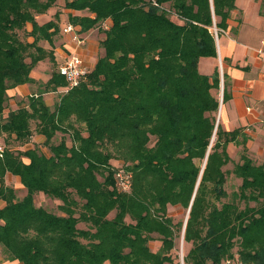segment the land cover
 <instances>
[{"label": "trees", "instance_id": "1", "mask_svg": "<svg viewBox=\"0 0 264 264\" xmlns=\"http://www.w3.org/2000/svg\"><path fill=\"white\" fill-rule=\"evenodd\" d=\"M57 1L0 0V182L9 171L27 191L18 198L0 185L5 257L21 264H264V163L247 154L242 128L220 123L207 154L221 80L218 66L204 74L198 61L217 57L212 27L226 30L235 0H64L81 31L110 20L93 68L72 87L52 71L36 96L5 113L7 90L32 82L39 61H54L40 42L53 45L59 14L43 23L37 16ZM226 86L224 72L222 103ZM59 88L48 106L42 94ZM34 131L48 154L36 145L14 148ZM229 143L242 150L232 170L241 183L230 194L223 170ZM120 170L131 174L128 190L117 185ZM36 193L58 199L61 213L37 206Z\"/></svg>", "mask_w": 264, "mask_h": 264}, {"label": "crops", "instance_id": "2", "mask_svg": "<svg viewBox=\"0 0 264 264\" xmlns=\"http://www.w3.org/2000/svg\"><path fill=\"white\" fill-rule=\"evenodd\" d=\"M58 4L60 0L46 13L37 16V21L43 23L55 18V13L59 14L57 17L59 31L53 38V45L50 46L46 41L40 42L43 48L53 51L54 61H50L49 58L39 61L31 70L32 82L7 90L5 113L16 110L26 103L28 97L36 96L39 87L49 79L51 72L56 71L71 53L78 54L88 70L93 68L98 58L101 51L100 42L104 38L101 28L108 27L110 20H105L100 30L98 27H93L81 31L79 25H73L74 32L82 40V44H77L72 39V32H62L67 24H71L68 15L74 12L63 7L60 9ZM26 29L31 30L30 23L26 24ZM215 39L217 57H201L198 61V69L201 73L210 74L218 66V70H221L220 90L223 89V73L226 74L228 98L222 106V102L220 104L218 119L221 118V126L225 130L242 128L249 137L247 148H251L252 145L263 146L257 148L256 153L264 160V7L261 8V0H235V8L227 20L226 30H220ZM28 41H32V37H28ZM260 49L262 53H258ZM62 92L63 88H59L56 91L43 93L42 97L44 102L52 107ZM44 141V135L34 131L28 142L15 145L14 148L26 150L36 145L48 154L47 147L43 145ZM228 146L237 145L229 143ZM23 160L27 161V158L23 157ZM0 185L13 188L18 198L23 197L27 192L21 184L20 177L9 171L5 172ZM5 204L6 201L0 197V208ZM0 264L21 263L7 259L0 246Z\"/></svg>", "mask_w": 264, "mask_h": 264}, {"label": "rangeland", "instance_id": "3", "mask_svg": "<svg viewBox=\"0 0 264 264\" xmlns=\"http://www.w3.org/2000/svg\"><path fill=\"white\" fill-rule=\"evenodd\" d=\"M63 4H64V0H60V4H58L60 9H62V5ZM219 73H221L220 69H219ZM221 87H222V85H221ZM218 98L222 100V90L219 91ZM222 105H223V103L221 104V106ZM218 118H219V116H218ZM218 121L222 125L221 118L218 119ZM248 139H249V137H248ZM214 140H215V135H214V139H213L212 143L214 142ZM257 148L258 149L259 148H263V146H261V145H252L251 148H249V147L247 148L248 149L247 154L254 161V163H256V164L257 163L258 164L259 163H264V160L259 158L257 153H256V149ZM227 151H228V154L230 156V161L225 166H223V170H228L227 175H226V181H225V184H224V188L230 194L232 191H237L238 187H239V185L241 183V179L236 177L233 174L232 170H233L234 164L236 162H240L241 161L240 155H241L242 150H241L240 146H232V147L228 146L227 147ZM114 165L116 167H120L119 162H115ZM34 202H35V204L37 206L44 207L45 209H47L49 211H52L54 213H61L60 210L58 209V205L60 204V201L58 199H56V198H52V197L46 196L44 194L36 193L34 195ZM250 204L254 205L255 203L254 202H250ZM241 206H243L242 203H241ZM183 212L184 211L181 208L180 209H176V210L173 211V213L179 215L177 217H182V213ZM177 246H178V249H177L178 255L179 256H181V255L183 256L184 250H185V245L181 241V237L177 241ZM235 250L236 249H233V252H235Z\"/></svg>", "mask_w": 264, "mask_h": 264}, {"label": "built area", "instance_id": "4", "mask_svg": "<svg viewBox=\"0 0 264 264\" xmlns=\"http://www.w3.org/2000/svg\"><path fill=\"white\" fill-rule=\"evenodd\" d=\"M212 31L217 38V34L220 32L215 26L212 27ZM63 32H72V39L76 41L77 44H82L81 38L74 32V27L71 24H67L63 28ZM258 53H262V50H258ZM59 73L65 78L69 87L77 85L80 80L86 75L88 69L84 65L82 58L76 54L71 53L66 61L59 66ZM5 147L3 142L0 140V158L3 157ZM117 185L121 190H128L130 187L131 174L124 172L122 170L115 174ZM219 264H243L234 258H226L222 260Z\"/></svg>", "mask_w": 264, "mask_h": 264}, {"label": "water", "instance_id": "5", "mask_svg": "<svg viewBox=\"0 0 264 264\" xmlns=\"http://www.w3.org/2000/svg\"><path fill=\"white\" fill-rule=\"evenodd\" d=\"M221 85H222V84H221ZM220 88H222V87H220ZM221 102H222V100L220 99V104H221ZM219 109H220V108H219ZM218 116H219V112H218ZM217 125H218V117H217V121H216L215 128H214V131H213V135H212V138H211V144H210V146H209V148H208V150H207V154H208V152H209V150H210V147H211V145H212V141H213V139H214V135H215V132H216ZM207 154H206V156H205V159H204V162H203V165H202L201 171H200L199 179H200V176H201V173H202L203 167H204V165H205V161H206V158H207ZM199 179H198V180H199ZM188 211H189V209H188ZM186 218H187V217H186ZM186 218H185V221H186ZM184 224H185V223H184ZM182 235H183V234H182ZM182 238H183V236H182ZM182 241H183V239H182Z\"/></svg>", "mask_w": 264, "mask_h": 264}]
</instances>
